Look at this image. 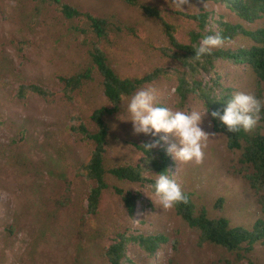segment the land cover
<instances>
[{
    "label": "rangeland",
    "instance_id": "1",
    "mask_svg": "<svg viewBox=\"0 0 264 264\" xmlns=\"http://www.w3.org/2000/svg\"><path fill=\"white\" fill-rule=\"evenodd\" d=\"M65 1L119 23L122 30L111 54L121 74L144 73L162 62L157 49L166 43V37L159 22L140 7L122 0ZM142 2L166 14L184 40L191 24L188 14L204 9L214 11L218 17L221 12L213 3L193 0L185 5L186 9L176 8L172 0ZM62 19L54 7L37 0H0V264H107L101 252L110 242L113 230L166 232L173 237V230L183 226L172 208L160 207L159 198L149 188L111 180L100 214L88 218L87 222H93L87 227H79L78 219L88 204L89 184L77 178L75 172L77 165L86 161L90 147L66 129L71 106L61 103L58 76L83 71L87 49L77 47L82 37L72 28L79 21ZM230 70L227 81L239 91L252 94L249 73ZM18 74L50 87L57 93L58 101L48 103L37 96L22 102L12 100ZM148 86L159 90L160 104L179 110L175 107L173 83L156 81ZM99 87L96 80L85 94L87 113L105 104ZM193 108L204 111L195 103L181 110ZM120 115L121 119L128 118L123 111ZM120 115L111 119L109 167L139 160L134 143L151 137L134 134L132 123L120 120ZM201 126L208 133L204 159L201 163L178 162L175 179L180 183L186 179V190L193 191L194 198L215 214L228 216L233 225L251 226L260 216L254 193L247 181L228 172L233 155L226 148L225 137L212 132L207 114ZM255 129L264 134V120H259ZM168 142L172 143L171 135ZM113 186L142 193L133 215ZM166 246L151 263L131 245L128 259L142 264H163L170 258L172 264H207L226 256L235 259L218 246L197 247L192 231H188L179 254L169 257L172 250L170 244ZM238 264H264V242L258 243L248 258Z\"/></svg>",
    "mask_w": 264,
    "mask_h": 264
},
{
    "label": "trees",
    "instance_id": "2",
    "mask_svg": "<svg viewBox=\"0 0 264 264\" xmlns=\"http://www.w3.org/2000/svg\"><path fill=\"white\" fill-rule=\"evenodd\" d=\"M37 1L46 7H54L66 21L78 20V24L72 28L82 37L77 47L85 46L87 49L84 53L87 65L83 71L58 76L62 86L61 103L71 106L66 129L90 147L86 161L80 162L75 172L77 178L89 184L88 204L78 219L79 227H87L88 223L93 222L92 219L87 222L88 218L100 214L103 195L111 187V180L147 187L154 193L156 174L164 171L174 174L178 161L167 153L168 141L165 143L161 140L159 146L150 150L146 147V144L159 140V136L134 143L140 154L139 160L111 167L107 165L113 127L111 119L123 111L121 98H130L138 89L156 81L174 84V102L179 110L193 103L202 110L208 109L212 132L225 137L226 148L233 155L228 162V172L247 181L260 213L251 226L233 225L228 216L215 214L206 204L195 199L194 192L186 190L185 179L179 183L188 201L172 207L183 225L173 230L174 236L166 232L134 233L117 228L113 230L110 242L102 248L106 263L142 264L128 259L131 245L136 246L151 263L155 262L161 251L167 249L166 244H170L173 254L169 257L177 255L181 252L188 231L194 234L197 247L214 245L235 256L234 260L226 256L207 264H238L247 259L255 246L264 242V134L255 127L250 131L241 129L236 133L229 132L222 122L211 116V112H223L227 100L239 91L226 79L232 71L230 68L249 73L252 94L264 101V0H193L195 3H213L220 7L221 12L218 17H215L214 11L204 9L188 14L191 24L186 40L179 36V29L169 22V17L155 7L142 0H122L128 5L140 7L148 17L157 20L166 37V43L157 49L162 62L149 71L134 75L121 74L112 62V45L122 30L118 22L83 11L65 0ZM215 33L224 37L223 45L211 55L204 56L202 61L195 59V48L199 47L202 37ZM28 41L24 40L23 46ZM96 80L105 104L87 113L83 99ZM15 81L17 88L12 100L16 102L27 101L35 96L48 103L57 100V93L44 84L29 81L20 74ZM263 120L264 112L261 113L260 121ZM160 135L163 136L162 133ZM171 139L172 143H178L173 136ZM113 188L128 213L133 215L142 193L125 187ZM222 202L223 198L219 199L220 208ZM171 262L170 258L163 264Z\"/></svg>",
    "mask_w": 264,
    "mask_h": 264
},
{
    "label": "clouds",
    "instance_id": "3",
    "mask_svg": "<svg viewBox=\"0 0 264 264\" xmlns=\"http://www.w3.org/2000/svg\"><path fill=\"white\" fill-rule=\"evenodd\" d=\"M172 4L176 8L186 9L185 5L189 4V0H172ZM223 43L224 37L219 33L203 36L199 47L195 48L194 58L202 61L204 56L211 55ZM158 96L159 90L155 86H148L138 89L130 98L122 97L123 114L127 113L128 118L121 119L120 115L119 119L130 121L134 134L160 137L159 140L146 144L149 150L159 146L161 140L167 143L168 136L171 135L178 143L168 144L166 151L174 160L178 162L194 160L196 163H201L208 139V133L201 125L208 109L201 111L193 108L174 111L161 105L158 102ZM262 112H264V101L254 94L238 91L227 100L223 112L213 110L211 116L222 122L229 132L236 133L241 129L252 130L261 119ZM161 133L165 135L161 136ZM146 179H153V177H146ZM153 187L154 194L159 198L160 207L163 209L188 201L181 184L174 178V174H169L167 171L155 175Z\"/></svg>",
    "mask_w": 264,
    "mask_h": 264
}]
</instances>
